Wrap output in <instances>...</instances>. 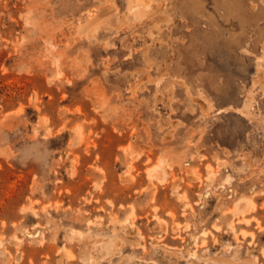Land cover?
I'll list each match as a JSON object with an SVG mask.
<instances>
[{
  "label": "rangeland",
  "instance_id": "1",
  "mask_svg": "<svg viewBox=\"0 0 264 264\" xmlns=\"http://www.w3.org/2000/svg\"><path fill=\"white\" fill-rule=\"evenodd\" d=\"M135 1L0 0V264H264V0Z\"/></svg>",
  "mask_w": 264,
  "mask_h": 264
},
{
  "label": "bare ground",
  "instance_id": "2",
  "mask_svg": "<svg viewBox=\"0 0 264 264\" xmlns=\"http://www.w3.org/2000/svg\"><path fill=\"white\" fill-rule=\"evenodd\" d=\"M133 1H135V0H131V2H133ZM135 2H137V1H135ZM137 4H133L132 5V7H134V6H136ZM134 9H136V7L134 8ZM104 10V9H103ZM102 12V11H101ZM94 18V17H93ZM250 202V201H249Z\"/></svg>",
  "mask_w": 264,
  "mask_h": 264
}]
</instances>
